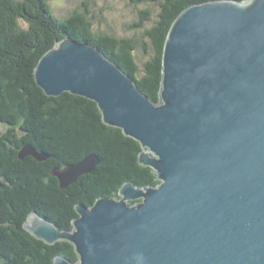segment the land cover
I'll return each instance as SVG.
<instances>
[{"label":"water","instance_id":"obj_1","mask_svg":"<svg viewBox=\"0 0 264 264\" xmlns=\"http://www.w3.org/2000/svg\"><path fill=\"white\" fill-rule=\"evenodd\" d=\"M161 73L154 103L93 46L64 38L40 58L44 94L96 103L105 125L140 143L139 164L159 184L126 182L119 198L77 205L69 231L35 213L24 229L48 245L70 243L74 264H264V0L183 10ZM26 155L43 160L30 147ZM98 163L87 156L53 176L66 188Z\"/></svg>","mask_w":264,"mask_h":264},{"label":"trees","instance_id":"obj_2","mask_svg":"<svg viewBox=\"0 0 264 264\" xmlns=\"http://www.w3.org/2000/svg\"><path fill=\"white\" fill-rule=\"evenodd\" d=\"M129 2L144 6L129 27L142 32L139 40L102 31L92 0H83L63 19L54 14L50 0H0V125L5 128L0 131V264H54L57 256L76 263L70 243L48 245L24 229L31 213L69 231L78 217L77 205L88 208L98 198H119L126 182L138 187L159 184L152 169L139 164L140 143L105 125L96 103L68 92L48 97L34 79L40 58L56 42L71 38L98 49L157 103L168 31L183 10L208 0ZM149 21L152 25L146 27ZM25 147L43 160L20 158ZM87 156L99 163L61 188L53 171Z\"/></svg>","mask_w":264,"mask_h":264},{"label":"rangeland","instance_id":"obj_3","mask_svg":"<svg viewBox=\"0 0 264 264\" xmlns=\"http://www.w3.org/2000/svg\"><path fill=\"white\" fill-rule=\"evenodd\" d=\"M83 0H50L51 8L58 18H66L74 9L79 7ZM92 11L99 15L95 23L100 26L102 31H108L111 34L121 37H131L136 40L142 39V32L137 29H130V25L137 20L138 11L144 8L143 5L134 6L129 0H92ZM152 18L156 19V8ZM152 25V22H146V27ZM144 40V39H143ZM139 48V47H138ZM141 51V49L139 48ZM140 55V53H139ZM142 58L140 59V62ZM5 128L0 125V131Z\"/></svg>","mask_w":264,"mask_h":264}]
</instances>
